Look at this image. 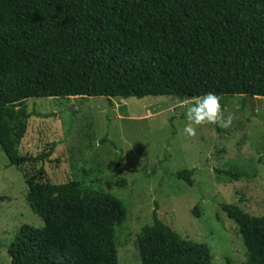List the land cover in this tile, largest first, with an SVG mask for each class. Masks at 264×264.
I'll use <instances>...</instances> for the list:
<instances>
[{
    "label": "trees",
    "instance_id": "16d2710c",
    "mask_svg": "<svg viewBox=\"0 0 264 264\" xmlns=\"http://www.w3.org/2000/svg\"><path fill=\"white\" fill-rule=\"evenodd\" d=\"M208 92L221 105L228 96L264 97V0H0V147L23 171L44 221L16 234L10 264H119L117 232L128 221L121 199L87 204L78 182L47 180L56 143L20 154L29 99L187 100ZM193 174L176 176L192 186ZM222 209L239 227L244 264H264V214ZM153 217L137 237L142 264H213L208 245Z\"/></svg>",
    "mask_w": 264,
    "mask_h": 264
},
{
    "label": "rangeland",
    "instance_id": "374dc122",
    "mask_svg": "<svg viewBox=\"0 0 264 264\" xmlns=\"http://www.w3.org/2000/svg\"><path fill=\"white\" fill-rule=\"evenodd\" d=\"M184 101H27L31 117L20 154L37 156L56 143L44 164L50 183L78 182V199L87 204L117 197L126 205L128 221L117 232L119 264H142L137 237L153 225L155 212L181 238L208 245L213 264L247 261L239 227L222 205L264 214V97H225L232 125L199 126L194 138L184 133ZM183 170H194L192 186L176 176ZM24 226L40 228L44 221L28 199L23 171L9 165L0 147V264L11 263L9 247Z\"/></svg>",
    "mask_w": 264,
    "mask_h": 264
},
{
    "label": "clouds",
    "instance_id": "9594fccd",
    "mask_svg": "<svg viewBox=\"0 0 264 264\" xmlns=\"http://www.w3.org/2000/svg\"><path fill=\"white\" fill-rule=\"evenodd\" d=\"M221 99V96L208 92L184 101L185 115L189 122L184 127V133L188 137H196L198 127L206 124L218 125L225 129L232 125L234 117L231 113L225 116Z\"/></svg>",
    "mask_w": 264,
    "mask_h": 264
}]
</instances>
